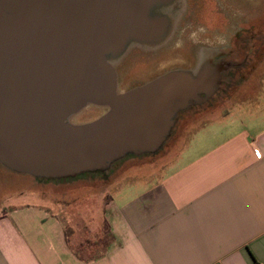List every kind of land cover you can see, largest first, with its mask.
<instances>
[{"label": "water", "instance_id": "95a60500", "mask_svg": "<svg viewBox=\"0 0 264 264\" xmlns=\"http://www.w3.org/2000/svg\"><path fill=\"white\" fill-rule=\"evenodd\" d=\"M180 1L0 0L2 167L71 180L158 154L180 119L217 94L225 66L205 51L193 68L125 92L115 66L132 50L165 46ZM88 107L104 113L75 124Z\"/></svg>", "mask_w": 264, "mask_h": 264}, {"label": "crops", "instance_id": "0c3cea01", "mask_svg": "<svg viewBox=\"0 0 264 264\" xmlns=\"http://www.w3.org/2000/svg\"><path fill=\"white\" fill-rule=\"evenodd\" d=\"M246 71L221 109L183 117L169 156L116 178L99 256L75 255L57 214L24 205L0 216V264H264V45Z\"/></svg>", "mask_w": 264, "mask_h": 264}, {"label": "rangeland", "instance_id": "374dc122", "mask_svg": "<svg viewBox=\"0 0 264 264\" xmlns=\"http://www.w3.org/2000/svg\"><path fill=\"white\" fill-rule=\"evenodd\" d=\"M147 56L149 55L144 52L140 60L135 62V68L131 66L133 70L125 74L123 83H129L125 91L150 78L164 74L172 70L169 69L170 67L177 65L176 56L173 54L172 56L163 54L150 62ZM207 56L210 54L204 55V61H207ZM218 108L221 109L220 105L206 112L210 115ZM101 114H103L102 110L89 107L75 118L74 123L91 122ZM188 116L194 118V115ZM201 124L200 121L195 123V125ZM180 141L178 138L174 140L172 148L177 150L179 145L175 142ZM164 153L155 157L169 156ZM151 162L150 159H128L112 167L108 175L54 181L28 173L9 171L0 164V216L5 215L12 208L24 205L43 206L61 218L69 248L83 259L95 258L101 254L111 240L107 212L110 195L114 198L117 190L115 189L116 178L126 172L147 174L149 167L153 168L149 166ZM159 168L160 166L155 167L156 170Z\"/></svg>", "mask_w": 264, "mask_h": 264}, {"label": "flooded vegetation", "instance_id": "af4514ba", "mask_svg": "<svg viewBox=\"0 0 264 264\" xmlns=\"http://www.w3.org/2000/svg\"><path fill=\"white\" fill-rule=\"evenodd\" d=\"M178 12L171 38L165 46L146 54L149 55V62L163 54H173L177 57V65L169 69H190L197 64L203 52H216L214 64L225 66L220 88L212 100L187 112L195 115L227 101L234 83L243 81L248 75L246 70L259 64L264 45V0H181L171 9L173 17H177ZM143 53L132 50L115 66L119 92L129 87L128 82L123 83L125 74H129L132 67L135 68V62L140 60ZM100 110L104 113V109ZM165 148L156 155H162ZM156 155L142 159L149 160Z\"/></svg>", "mask_w": 264, "mask_h": 264}, {"label": "trees", "instance_id": "16d2710c", "mask_svg": "<svg viewBox=\"0 0 264 264\" xmlns=\"http://www.w3.org/2000/svg\"><path fill=\"white\" fill-rule=\"evenodd\" d=\"M75 253V252H74ZM75 255H77L76 253H75ZM78 256V255H77ZM79 257V256H78ZM81 258V257H80Z\"/></svg>", "mask_w": 264, "mask_h": 264}, {"label": "bare ground", "instance_id": "6f19581e", "mask_svg": "<svg viewBox=\"0 0 264 264\" xmlns=\"http://www.w3.org/2000/svg\"><path fill=\"white\" fill-rule=\"evenodd\" d=\"M109 62H111V61H109Z\"/></svg>", "mask_w": 264, "mask_h": 264}]
</instances>
